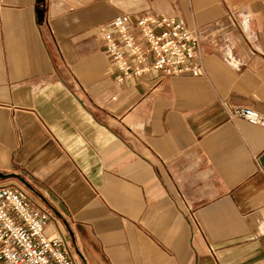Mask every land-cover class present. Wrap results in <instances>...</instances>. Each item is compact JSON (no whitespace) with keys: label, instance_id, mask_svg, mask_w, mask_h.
I'll list each match as a JSON object with an SVG mask.
<instances>
[{"label":"crops","instance_id":"1","mask_svg":"<svg viewBox=\"0 0 264 264\" xmlns=\"http://www.w3.org/2000/svg\"><path fill=\"white\" fill-rule=\"evenodd\" d=\"M228 8L238 62L201 76L118 83L96 34ZM238 106L264 114V0H0V185L47 202L78 264H264V125Z\"/></svg>","mask_w":264,"mask_h":264},{"label":"built area","instance_id":"2","mask_svg":"<svg viewBox=\"0 0 264 264\" xmlns=\"http://www.w3.org/2000/svg\"><path fill=\"white\" fill-rule=\"evenodd\" d=\"M225 16L229 23L225 18L190 27L168 13L145 12L135 19L123 13L99 24L96 34L115 66L118 83L152 71L201 76L208 53L238 62L230 39L237 15L228 10ZM234 117L264 125V114L249 106L236 107L230 113ZM51 222L56 230L49 234ZM0 264H78L55 212L24 187L0 185Z\"/></svg>","mask_w":264,"mask_h":264},{"label":"rangeland","instance_id":"3","mask_svg":"<svg viewBox=\"0 0 264 264\" xmlns=\"http://www.w3.org/2000/svg\"><path fill=\"white\" fill-rule=\"evenodd\" d=\"M231 11L232 13H234L235 15H237V23H238V25H237V27H241V25H240V18L241 17H245V15H244V13H242V12H236V11H234L233 9H231V8H228L227 10H226V12L227 11ZM226 12H225V14H226ZM226 18V20H227V22L229 23V20L227 19V16H225L224 15V17L223 18H220L219 20H224ZM212 22V21H211ZM204 25V24H203ZM198 26H202V25H198ZM197 27V26H196ZM13 180V179H12ZM14 181H17L18 183L20 182V181H18V180H14ZM42 198V197H41ZM42 200H44L43 198H42ZM44 202V201H43ZM45 204H47V202H45ZM47 206H49L48 204H47ZM50 207V206H49ZM53 210V209H52ZM54 211V210H53ZM55 212V211H54ZM56 214V213H55ZM56 216H57V214H56ZM59 220H60V218H59ZM64 226V225H63ZM66 230V229H65Z\"/></svg>","mask_w":264,"mask_h":264},{"label":"water","instance_id":"4","mask_svg":"<svg viewBox=\"0 0 264 264\" xmlns=\"http://www.w3.org/2000/svg\"><path fill=\"white\" fill-rule=\"evenodd\" d=\"M0 177H7V175H6L5 173H2V172L0 171ZM22 181H25V180L22 178Z\"/></svg>","mask_w":264,"mask_h":264}]
</instances>
